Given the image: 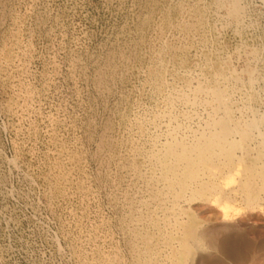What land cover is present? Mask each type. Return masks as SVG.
Returning a JSON list of instances; mask_svg holds the SVG:
<instances>
[{"label": "rangeland", "instance_id": "374dc122", "mask_svg": "<svg viewBox=\"0 0 264 264\" xmlns=\"http://www.w3.org/2000/svg\"><path fill=\"white\" fill-rule=\"evenodd\" d=\"M229 1L0 0V264H96L110 253L121 264H134L132 221L150 199L146 181L131 166L134 159L138 166L143 160L133 158V146L145 145L147 137L140 136L137 124H146L152 110L163 106L169 90V75L157 93L149 83V69L162 46L187 44L184 57L192 65L200 63L204 51H217L242 81L253 74L246 89L264 118V0H237L238 16L228 14ZM197 13L202 20L193 34H183L179 22H195ZM192 208L189 212L198 215ZM263 219L240 222L232 235L223 231L216 245L204 240L193 264H264Z\"/></svg>", "mask_w": 264, "mask_h": 264}, {"label": "bare ground", "instance_id": "6f19581e", "mask_svg": "<svg viewBox=\"0 0 264 264\" xmlns=\"http://www.w3.org/2000/svg\"><path fill=\"white\" fill-rule=\"evenodd\" d=\"M186 3L188 4V1ZM237 3H238L237 0H230L229 1L228 6H227L228 8L225 7L228 9V14L233 15V16L239 15L238 14L239 13V7L238 6L240 4L238 5ZM182 4H183V2H182ZM197 4H199V3H197ZM193 5H196V4H193ZM160 6L162 7V4H160ZM163 7H162V9L164 10L165 8H163ZM173 8L175 10L176 7H173ZM179 9L181 11L182 10L184 11V9H182L181 7H179ZM189 9H187V10L189 11ZM201 10H203V9H201ZM168 12H170V10ZM156 13L159 14L158 11ZM180 14H182V13L180 12ZM163 15H162V17H163ZM145 16H147V15H145ZM157 17H158V15H157ZM192 17H196L195 22L181 21V23H180L178 21L179 22V29L183 32V34H186V35L193 34L192 32L196 28L194 25L202 20V14L201 13H197L196 16H192ZM182 18H185V17H182ZM236 20H238V18ZM239 20H240V18H239ZM192 21H194V20H192ZM163 22H162V24H163ZM206 25H207V23H206ZM155 27H156V25H155ZM177 29H178V27H177ZM200 29H201V27H200ZM208 33H209V31H208ZM191 36H193V35H191ZM164 39H165V37H164ZM153 40H154V38H153ZM156 40H158V39H156ZM193 40H194V38H193ZM162 44H164V43L162 42ZM147 45H149V44L147 43ZM162 47L160 50H158L156 59H154L155 62L153 63V65L151 64V67L149 69V72H148L149 83L151 84L152 89H154L155 93H157V91L163 85V83L165 84L164 76L169 75L170 76L169 79H171V80L169 81V83H168V79L166 81V83L168 84V85L166 84L167 85L166 87H168L169 90H167L168 93L166 94V96L161 99L163 101V103H162L163 106L159 107V109L157 108L158 110H156V111L152 110V115L151 116L149 115L150 118L148 120H146L147 122L145 121V123L147 125L142 123L143 122L142 120H141L142 122L137 124V126L139 128L140 136L147 137L145 145L141 143L142 141H138V142H140V145H138L139 144L138 143V144H135L133 146V148H134L133 158L140 155L141 158L143 157V160H142V162H138L139 163V166H138V164L136 163V161L134 159V161H133L134 163L131 164V166L139 174L138 176L139 177L141 176V178H143L146 181V185L149 188V199H150L149 200L147 198L150 202V205L144 206L145 209L144 210L142 209L143 211H138L137 215H135V217H134L135 221H132V222H135V224H133V225H136L135 227H133V231H132L133 236L136 239V242L134 241L135 242L134 243V252H135L134 264H193V263H195V260L198 256L199 252L202 251L201 248L203 247L202 245L204 243V240H207L209 242V244L211 243V245H216L217 244L216 241H218L216 239L220 235V233H222L223 231L227 232L228 235L230 233L232 235L240 227L239 226L240 222L241 223H248V222H250L249 220L251 219L252 222L254 223L255 221L259 220L262 216L264 217V131H262V129H261V124L263 123V121H261V118H263V117H260L261 115H258L256 110L252 107V102L254 100V97L252 94L247 93V89H246L247 87H249L250 83L253 82L251 80L253 74L249 75V76H251V79L250 78L248 79L245 76L248 80L246 82L242 81L241 78L238 76V74L236 72H234V70L230 67L228 60L226 58H224L222 55H219L218 53H216L217 51L216 52L215 51H207V52L204 51L202 54V60L200 61V63H195L196 61L195 62L192 61L195 63L194 64L195 66H194L190 62L187 61L186 57H184L186 49L188 47L187 44L183 43V44L176 45V46L165 45ZM150 48H151V46H150ZM156 48H155V50H156ZM157 49H159V48H157ZM146 52H148V51H146ZM237 52H238V50H237ZM249 52H252V51H249ZM224 53H226V51ZM152 56L153 55H151V58H152ZM256 59H258V58H256ZM139 60H141V59H139ZM145 60H147V59H145ZM251 60L252 61L255 60V57ZM145 63H146V61H145ZM148 65H150V64H148ZM109 66H110V64H109ZM106 68H108V67H106ZM109 69H111V68H109ZM109 69H107V70H109ZM103 70H105V68ZM107 70H105V71H107ZM245 70H246V68H245ZM113 72L116 73L115 71H113ZM145 72H147L146 69H145ZM100 73H102V72H100ZM247 73H249V72H247ZM250 73H251V71H250ZM109 74H110V72H109ZM143 75H144V73H143ZM257 75L255 74L254 76H257ZM104 76H105V74H104ZM117 77H118V75H117ZM106 79H108V78H106ZM254 79H256V78H254ZM97 80L99 81L102 79H97ZM145 80H147V79H145ZM142 82H144V81H142ZM255 83H258V82H255ZM146 85H148L147 82H146ZM102 86H104V84ZM102 86L100 88H102ZM251 86H252V83H251ZM149 90H151V89H149ZM149 90H146V91H149ZM255 92L257 93V91H255ZM237 94L240 95L239 99H237V97H235V95H237ZM27 95H29V94H27ZM254 95H255V93H254ZM16 97H18V96H16ZM258 97H260V96H258ZM153 98H155V97H153ZM157 98H156V100L158 101ZM260 98H263V97H260ZM261 100H260V102L263 101V100L262 101ZM147 106H149V105H147ZM150 106H151V104H150ZM139 107H140V105H139ZM149 113H150V111H149ZM140 114H139V116H141ZM260 114L263 115V112L261 111ZM126 115L125 116L122 115L123 118L127 117ZM136 115H137V113H136ZM147 115H148V113H147ZM147 118H148V116H147ZM128 125H130V124H128ZM262 127L264 128V126H262ZM122 131L124 132V129ZM133 133H135V131ZM135 135H136V133H135ZM112 137H113V135H112ZM115 137H117V136H115ZM119 137H120V135H119ZM131 137H130V139H131ZM104 140H105V138H104ZM116 141H117V138H116ZM136 141H135V143H137ZM124 144H126V143H124ZM110 145H112V144L110 143ZM116 147H118V146L116 145ZM122 147H123V145H122ZM115 150H116V148H115ZM125 152H126V150H125ZM69 153H71V152H69ZM72 154H74V153H72ZM63 156L65 157V154ZM95 156H97V155H95ZM102 156H103V154H102ZM110 156L112 157V155H110ZM129 156H130V154H129ZM62 159H60V161L65 162V160L67 158L66 159L64 158L65 160L64 159L62 160ZM99 161H100V159H99ZM103 161H105V160H103ZM56 163L58 164V162H56ZM82 164H83V162H82ZM105 164L106 163H104V165ZM54 166H55V163H54ZM62 166H64L63 163H62ZM47 167H49V166H47ZM50 169H52V168H50ZM65 169H66V167H65ZM57 170H58V168H57ZM106 170H108V169H106ZM68 171H70V170H68ZM80 171H82V170H80ZM53 173H52V175H53ZM48 174H47V177H48ZM64 174H66V173H64ZM107 174H109V173H107ZM74 175H72V176H74ZM133 175H131V177ZM52 177H54V176H52ZM57 177H58V175H57ZM107 177H109V176H107ZM52 179L54 180L55 178H52ZM85 179H84V182H85ZM99 179H101V178H99ZM103 179H106V178L104 177ZM135 179H134V181H135ZM63 180H64V178H63ZM140 180H142V179H140ZM66 181H68V180H66ZM60 183H61V180H60ZM58 184H59V182H58ZM140 184H141V182H140ZM132 185H134V183H132ZM77 186H78V184H77ZM50 187H51V185H50ZM80 188H81V186H80ZM84 188H86V186ZM57 189H58V187H57ZM64 189L66 190V188H64ZM53 190H55V189H53ZM74 190H75V188L73 189V191ZM79 190H82V189H79ZM137 190H135V191H137ZM135 191L133 192V195H134ZM143 191H145V190H143ZM70 192H71V189H70ZM70 192L68 191V193H70ZM83 192H85V191H83ZM146 192H147V189H146ZM133 195H131V196L133 197ZM77 196H78V194H77ZM62 197H63V195H62ZM146 197H147V195H146ZM88 198H89V196H88ZM129 203H131V202H129ZM129 203H127V204H129ZM138 203H140V200L138 201ZM131 205H132V203H131ZM133 206H134V204H133ZM190 207L196 208L198 210L197 211L198 215H196V213L192 214L193 213L192 210H191L192 213L189 212ZM136 211H134V212H136ZM128 217H129V215H128ZM125 225L129 226L126 223H125ZM254 226H256V225H254ZM124 228H123V230H124ZM128 232H129V230H128ZM236 235H238V234H236ZM104 236H105V234H104ZM81 237H82V235H81ZM83 237H85V236H83ZM98 237H99V234H98ZM130 237L131 236L129 235V238ZM110 239H111V237H110ZM100 241L102 242L103 240L101 239ZM207 241H205V243ZM81 242H83V241H81ZM84 242H85V240H84ZM219 242H220V240H219ZM228 242H229V240H228ZM85 243H87V242H85ZM93 243L96 244L95 241ZM229 243H231V242H229ZM224 244L226 245L225 241H224ZM75 246H76V244H75ZM83 246H85V244ZM114 247H115V245H114ZM129 248H131V247L129 246ZM209 248H210V245H209ZM218 248H220V247L218 246ZM225 248L226 247H224V250H222V251H224L226 253ZM228 248H229V246L227 247V249ZM245 248H247V247H245ZM213 249H214V247H213ZM85 250H87V249H85ZM89 251L94 252L95 250L94 251L89 250ZM128 252H130V251H128ZM74 253H76V252H74ZM81 259H82V257H81ZM130 259H133V258H130ZM86 262H87V260H86ZM96 262H97L96 264H121L118 257L116 256V254H111V253L109 255L105 254V256H104V254L101 255L98 258V260H96ZM196 262H198V261H196ZM93 263H95V262H93Z\"/></svg>", "mask_w": 264, "mask_h": 264}]
</instances>
